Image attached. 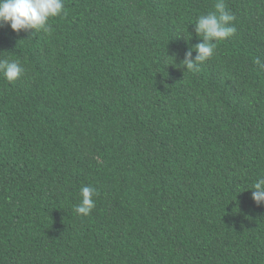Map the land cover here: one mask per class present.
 <instances>
[{
	"label": "trees",
	"instance_id": "1",
	"mask_svg": "<svg viewBox=\"0 0 264 264\" xmlns=\"http://www.w3.org/2000/svg\"><path fill=\"white\" fill-rule=\"evenodd\" d=\"M217 0H63L0 27V264H264V0L188 71ZM96 188L88 216L74 207Z\"/></svg>",
	"mask_w": 264,
	"mask_h": 264
},
{
	"label": "clouds",
	"instance_id": "2",
	"mask_svg": "<svg viewBox=\"0 0 264 264\" xmlns=\"http://www.w3.org/2000/svg\"><path fill=\"white\" fill-rule=\"evenodd\" d=\"M65 14L63 0H0V27L5 25L17 34L33 31L50 33L49 21ZM236 17L227 10L224 0H217L215 11L200 15L195 23L197 35L202 37V43L195 47V61L191 52L186 54L181 63L188 71L198 70V66L213 57L217 43L224 42L236 34L233 26ZM261 70L264 63L255 61ZM25 71L24 67L8 59L0 58V73L9 81L15 82ZM98 195L96 188L82 186L80 189L81 202L74 207L78 215L88 216L95 208L94 197ZM252 199L260 206L264 204V178L258 179L252 190Z\"/></svg>",
	"mask_w": 264,
	"mask_h": 264
}]
</instances>
